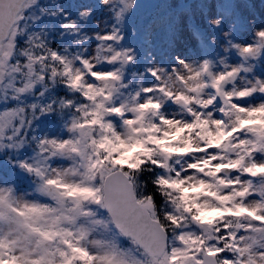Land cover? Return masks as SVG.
Here are the masks:
<instances>
[{
	"label": "snow or ice",
	"instance_id": "6c2138e0",
	"mask_svg": "<svg viewBox=\"0 0 264 264\" xmlns=\"http://www.w3.org/2000/svg\"><path fill=\"white\" fill-rule=\"evenodd\" d=\"M0 264H264V0H0Z\"/></svg>",
	"mask_w": 264,
	"mask_h": 264
}]
</instances>
